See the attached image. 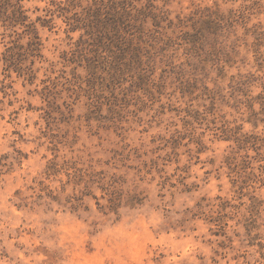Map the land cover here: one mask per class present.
I'll return each instance as SVG.
<instances>
[{
    "label": "rangeland",
    "instance_id": "obj_1",
    "mask_svg": "<svg viewBox=\"0 0 264 264\" xmlns=\"http://www.w3.org/2000/svg\"><path fill=\"white\" fill-rule=\"evenodd\" d=\"M0 264H264V0H0Z\"/></svg>",
    "mask_w": 264,
    "mask_h": 264
}]
</instances>
